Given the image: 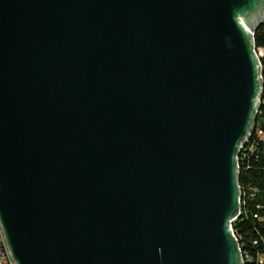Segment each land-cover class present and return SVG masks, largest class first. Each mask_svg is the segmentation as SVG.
I'll return each mask as SVG.
<instances>
[{
	"label": "water",
	"instance_id": "1",
	"mask_svg": "<svg viewBox=\"0 0 264 264\" xmlns=\"http://www.w3.org/2000/svg\"><path fill=\"white\" fill-rule=\"evenodd\" d=\"M263 21L264 0H0L12 262L244 264Z\"/></svg>",
	"mask_w": 264,
	"mask_h": 264
},
{
	"label": "trees",
	"instance_id": "2",
	"mask_svg": "<svg viewBox=\"0 0 264 264\" xmlns=\"http://www.w3.org/2000/svg\"><path fill=\"white\" fill-rule=\"evenodd\" d=\"M253 39L255 49L262 52V96L253 133L238 155L240 216L232 228L244 264H264V21Z\"/></svg>",
	"mask_w": 264,
	"mask_h": 264
},
{
	"label": "built area",
	"instance_id": "3",
	"mask_svg": "<svg viewBox=\"0 0 264 264\" xmlns=\"http://www.w3.org/2000/svg\"><path fill=\"white\" fill-rule=\"evenodd\" d=\"M232 232H233V228H232ZM240 254H241V252H240ZM241 257H242V255H241ZM242 261L244 263L243 258H242ZM1 263L14 264L12 262V260L10 259L9 254L7 252V248H6L5 241H4V236H3V233H2V230H1V227H0V264Z\"/></svg>",
	"mask_w": 264,
	"mask_h": 264
},
{
	"label": "rangeland",
	"instance_id": "4",
	"mask_svg": "<svg viewBox=\"0 0 264 264\" xmlns=\"http://www.w3.org/2000/svg\"><path fill=\"white\" fill-rule=\"evenodd\" d=\"M244 16H245V15H244ZM242 17H243V16H240L239 19L242 18Z\"/></svg>",
	"mask_w": 264,
	"mask_h": 264
}]
</instances>
